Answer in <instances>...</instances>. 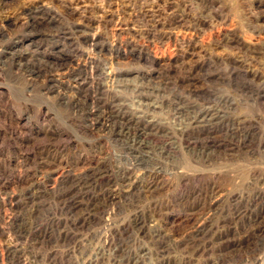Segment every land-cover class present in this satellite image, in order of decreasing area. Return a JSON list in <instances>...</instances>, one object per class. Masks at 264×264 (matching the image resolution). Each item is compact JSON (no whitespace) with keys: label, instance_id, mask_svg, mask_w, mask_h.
<instances>
[{"label":"rangeland","instance_id":"rangeland-1","mask_svg":"<svg viewBox=\"0 0 264 264\" xmlns=\"http://www.w3.org/2000/svg\"><path fill=\"white\" fill-rule=\"evenodd\" d=\"M0 264H264V0H0Z\"/></svg>","mask_w":264,"mask_h":264},{"label":"bare ground","instance_id":"bare-ground-1","mask_svg":"<svg viewBox=\"0 0 264 264\" xmlns=\"http://www.w3.org/2000/svg\"><path fill=\"white\" fill-rule=\"evenodd\" d=\"M131 120V119H130ZM129 122V121H128ZM131 122V121H130Z\"/></svg>","mask_w":264,"mask_h":264}]
</instances>
